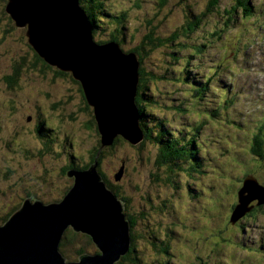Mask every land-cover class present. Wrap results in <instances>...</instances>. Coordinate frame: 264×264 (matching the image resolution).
<instances>
[{"label":"rangeland","instance_id":"374dc122","mask_svg":"<svg viewBox=\"0 0 264 264\" xmlns=\"http://www.w3.org/2000/svg\"><path fill=\"white\" fill-rule=\"evenodd\" d=\"M101 1L110 17L103 21L91 0H80L82 8L92 7L93 16L87 14L97 42L121 27L119 45L127 52L149 33L163 39L179 31L170 45L144 41L148 88L140 104L149 137L142 145L121 140L98 161L134 222L129 258L120 260L124 254L116 264H264V204L234 225L228 219L245 173L264 185V0H250V14L238 8L229 17L226 10L235 0H216L211 10L210 0ZM5 5L0 0V220L24 198L60 201L72 184L60 169H81L99 143L79 85L69 72L55 76L57 68L37 60L26 26L17 27ZM189 11L200 22L183 31ZM15 70L16 82L9 85L6 77ZM206 78L208 88L192 104L197 93L189 82L202 84ZM227 86L232 95L220 102V88ZM219 103L217 116L205 111ZM175 133H183L182 141L195 139L199 149L193 159L159 162V147ZM257 134L263 139L261 157L251 151ZM122 163L123 174L115 181ZM79 248L98 252L84 234L67 240L61 252L75 261Z\"/></svg>","mask_w":264,"mask_h":264},{"label":"water","instance_id":"95a60500","mask_svg":"<svg viewBox=\"0 0 264 264\" xmlns=\"http://www.w3.org/2000/svg\"><path fill=\"white\" fill-rule=\"evenodd\" d=\"M5 12L17 27L26 26L27 42L44 62L69 72L80 83L87 104L93 108L100 145L87 168L67 169L66 176L73 182L60 201L43 203L26 198L0 225V264H115L129 249L130 221L97 169L98 156L117 135L131 144L144 139L135 101L138 58L124 52L115 41H95L80 0H6ZM106 85L113 89L105 91ZM94 99L102 104L107 100L106 108L98 110ZM123 169L122 163L113 175L115 181L120 180ZM262 204L264 185L248 173L237 190L229 222L236 224ZM69 226L88 234L98 252L66 261L59 245Z\"/></svg>","mask_w":264,"mask_h":264},{"label":"trees","instance_id":"16d2710c","mask_svg":"<svg viewBox=\"0 0 264 264\" xmlns=\"http://www.w3.org/2000/svg\"><path fill=\"white\" fill-rule=\"evenodd\" d=\"M91 1H92L91 5L101 15V20L102 21L104 20V18H102V17L110 18L106 14V12L103 11V5H102V1L101 0H91ZM166 1L167 0H159V5H164L166 3ZM177 2L180 3L179 5H181V3L184 4V2H186V0H180V1H177ZM217 2L218 1H216V0H210V3L208 4V6H207L206 9L211 10V8H213V7H215L217 5ZM85 8H86L85 10L87 11V13L89 12L88 14L91 15V16H93V14H92V7H90V6L87 5V6H85ZM238 8L241 9V12H243V14H246L247 11H249V14H250V12L252 11V6L250 5V0H235V6H231L230 9H227L226 10L227 17L231 16L232 13L234 11H236ZM122 16H123V14H121L118 18L120 19ZM185 21H186L185 22V25L181 28V30H183V31H193L194 29H196V26L199 24L200 17H197L196 14L192 13L191 11H189L186 14ZM114 25L115 24H110L109 26L110 27H113ZM121 32H123L122 28L121 27H118L117 30H116V32H115V30H113V31L110 32V34H109L110 37L108 38V40H106V41L103 40L101 43H104V42H107V41H115L118 44H121L124 41L122 36H119L118 37V34L121 33ZM151 34L152 33H149L148 35H146L142 39V41L140 42V44L138 46H135L133 48H130L127 51V52L134 53L135 56L138 58V61H139V67H138V76L139 77H138V85H137V89H136L137 93H136V96H135V101H136V104H137V106L139 108V112L141 114V116L139 118V126H140V129L144 133V139L143 140H145V139H147V137H149V135H148L149 132H148L146 126L144 125V122L142 121V118L144 117V114H145V110H144V107L141 106V104H140V102L142 100V96H143L142 94H143V92H146L147 91V88H148V75H147V71L142 66V63H143L142 59H143L144 41L148 42L151 47H155V46H158V45H165V44L170 45L169 42L172 41V40H174V39H176L179 36V31H174V32H172V34L170 36L165 37L163 39L153 38ZM200 48H201V46H200ZM196 49L199 50V48H196ZM35 56L37 57V60L38 61H41L43 63V65H45L47 67L50 66V65L48 66V64L46 62H44V60L42 58H40L37 53H35ZM16 70H15V73L13 75L6 77V80H7V82H8L9 85H12V84H14L16 82ZM54 72H55V76H57L58 74H60V75L67 74V73L61 72V71H59L57 69H55ZM186 75H187V73L185 71L183 73V75H182L184 77V79L186 78L185 77ZM73 82L78 83V85H79V92L81 93V97L84 99L86 105L87 106H90V105L87 104V102H86V100L84 98L83 91H82V88L80 86V83L77 80H74V79H73ZM207 82H208V78H206L205 79V82H203L202 84H197L196 82H193V81H190L189 82L191 86L192 85L194 86V89L191 87L194 90V91H192V93H197V96L193 97L192 104L195 103V105H196V103L198 102V99L199 100L201 99V96L203 95V91L208 88V83ZM218 82H219V78H216L214 80V83H218ZM220 90L223 91V93H222V99H221L220 102H225L228 97H231L232 94L229 92L228 86L226 87V89L225 88H223V89L220 88ZM220 105L223 106V104L219 103L211 111L208 110V109H206L205 111L209 112L210 114H212L214 116H217V114H218L217 111L219 110ZM182 106H183V104H181L180 106H178V108H180ZM90 107L92 108V106H90ZM187 108H188V106H187ZM195 108L197 109V106ZM92 113H93V108H92ZM93 119H94L95 125H97V122H96L94 116H93ZM156 123H157V126H161V122L160 121H157ZM156 123H155V125H156ZM236 128L241 129V130L242 129L244 130V128L241 127V126H236ZM96 130H97V126H96ZM182 134L183 133H181L179 135L178 133H175V137L173 138V141L170 140V142H165L164 144H161V146L159 147V154H158V161L159 162H171V161L180 160V159H183V158H188L189 159V158H192L194 156L196 150L199 149V147L197 146V141L195 139H193V138H188L186 141H182ZM121 140L124 141L125 139L122 136L117 135L116 138H114L113 143L110 146H106V147L102 148L100 150V153H99V156H98V160L100 161V159L102 157V153H103V151H105V149H111V148H113ZM180 140L182 142H184V147L180 145L182 143ZM142 142L139 145H142ZM99 145H100V141L98 143V147H96L93 150V152H92V155H91V158H90V162L87 163L86 165L82 166L81 169L87 168L88 165L92 163V161H93V159H94V157L96 155V152H97V150L99 148ZM187 147H190L191 149L190 150H185ZM262 148H263V139L260 137V135L257 134L255 136H252L251 137V151H252L253 155H255L257 157H261L262 156L261 155V149ZM253 159L254 158H252V160ZM62 169L63 168H61L60 171L66 176L67 169H66V171H64ZM97 169H98V167H97ZM100 174H101L102 179L104 180L106 186L111 190V188H110V186H108V184H107V182H106L103 174L102 173H100ZM245 174H248V173H245ZM72 182H73V179H72ZM67 190H65V192ZM65 192H63V193H65ZM114 193L116 194V192H114ZM24 199H26V198H24ZM24 199L21 201L20 206L22 205ZM14 210L15 209L11 210L9 213H7L0 220V225L4 224L5 221L8 220L9 216L12 214V212H14ZM252 211H254V210H251V213H252ZM126 217L130 221V227H131L133 225V223H134L133 220H132V217L128 213H127V216ZM83 234L86 236V238L88 240L91 241V238H90V236L88 234L74 231V230H72L71 226H69L65 230V236L63 237V239H61V242H60L59 247L60 248L65 247V243H66L67 240L70 241L71 238L76 237L77 235H83ZM83 252H84V250L81 249V248H79L77 250V253H76L77 260H78L79 255H81ZM129 254H130V252H128L127 254H125L123 257H121L120 260L128 259L129 258ZM65 260L68 261L66 258H65ZM77 260H75V261H77ZM71 262H73V261H71ZM116 263H118V261Z\"/></svg>","mask_w":264,"mask_h":264},{"label":"bare ground","instance_id":"6f19581e","mask_svg":"<svg viewBox=\"0 0 264 264\" xmlns=\"http://www.w3.org/2000/svg\"><path fill=\"white\" fill-rule=\"evenodd\" d=\"M92 38L94 39V37L92 36ZM113 89V87L110 85V87L109 86H105V91L107 90H109V91H111ZM98 94V92H96V94L94 95V97L96 96ZM98 97V96H97ZM93 101V100H92ZM107 100L106 101H104V103L102 104V103H100L99 101H97V100H95L94 99V104L96 105V107H97V109L98 110H104L105 108H106V104H107ZM97 126V125H96ZM73 155V154H72Z\"/></svg>","mask_w":264,"mask_h":264},{"label":"flooded vegetation","instance_id":"af4514ba","mask_svg":"<svg viewBox=\"0 0 264 264\" xmlns=\"http://www.w3.org/2000/svg\"><path fill=\"white\" fill-rule=\"evenodd\" d=\"M76 84H78V83H76ZM37 131H38V128H37ZM86 167H87V166H86ZM68 168H72V166H65V167H63L62 170L66 171V169H68Z\"/></svg>","mask_w":264,"mask_h":264}]
</instances>
